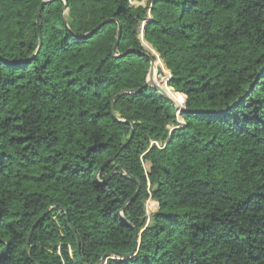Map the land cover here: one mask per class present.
I'll use <instances>...</instances> for the list:
<instances>
[{"label":"trees","instance_id":"obj_1","mask_svg":"<svg viewBox=\"0 0 264 264\" xmlns=\"http://www.w3.org/2000/svg\"><path fill=\"white\" fill-rule=\"evenodd\" d=\"M43 1L0 0V264H264V0L52 1L39 48Z\"/></svg>","mask_w":264,"mask_h":264},{"label":"water","instance_id":"obj_2","mask_svg":"<svg viewBox=\"0 0 264 264\" xmlns=\"http://www.w3.org/2000/svg\"><path fill=\"white\" fill-rule=\"evenodd\" d=\"M52 1H57V0H45V1H43L42 2V4H41V6H40V8L38 9V11H37V21H36V23H37V28H38V33H39V37H40V45H39V48L41 47V36H40V19H41V8L44 6V5H46L47 3H50V2H52ZM64 1V3H65V8H64V13H66V11L68 10V2L66 1V0H63ZM111 22V20H106V21H104V22H102L93 32H92V34H95L97 31H99L102 27H104L106 24H108V23H110ZM120 36H121V28L119 27V29H118V39H117V43H116V46H115V49H114V52H116L117 51V46H118V43H119V39H120ZM145 47V46H144ZM152 54L153 55H155L157 58H158V60H160L161 58L157 55V54H155V53H153L152 52ZM157 67H158V65H157V63L156 62H154V61H152L151 62V68H150V72H149V75H148V77H147V82H146V87H149V88H152V89H154V90H156V91H158L160 94H162L163 96H165L166 98H168V99H170L167 95H166V93H165V91L160 87V85L156 82V80H155V72H156V70H158L157 69ZM171 77H172V75L170 76V79H171ZM169 79V80H170ZM121 95V94H120ZM119 95V96H120ZM118 96V97H119ZM171 100V99H170ZM176 106V105H175ZM177 107V106H176ZM178 108V107H177ZM184 110V108H179V111H183ZM113 175V174H112ZM111 175V176H112ZM110 176V177H111ZM125 176L127 177V178H129L130 180H132V181H134L135 183H137L136 181H135V179L130 175V173H128L126 170H125ZM99 181V180H98ZM100 182V181H99ZM138 184V183H137ZM140 190H141V188H140V185L138 184V190H137V193L133 196V198L128 202V204L132 201V200H134L136 197H137V195L139 194V192H140ZM123 219H124V217H123ZM40 220H38V222H39ZM38 222L35 224V226L38 224ZM128 224V223H127ZM129 226H131L130 224H128ZM34 226V227H35ZM132 227V226H131ZM133 228V227H132ZM134 229V228H133ZM32 233V232H31ZM31 233H30V235H29V237H31ZM77 241H78V239H77ZM137 244L139 245L140 244V240H139V233H136V237H135V239H134V243H133V251H132V253L131 254H128V255H118V254H116V253H113V252H109V253H106L104 256H103V258L101 259V261H100V263L99 264H107V261L108 260H110V259H115V258H117V257H121V258H123V259H125V258H129V257H132V256H135L136 254H137V252H138V248L139 247H137Z\"/></svg>","mask_w":264,"mask_h":264},{"label":"rangeland","instance_id":"obj_3","mask_svg":"<svg viewBox=\"0 0 264 264\" xmlns=\"http://www.w3.org/2000/svg\"><path fill=\"white\" fill-rule=\"evenodd\" d=\"M149 1L150 0H144V2H142L140 4H136V3H133V4L134 5H137V6H141V5L144 6ZM144 28H145V24L141 27V30H140V38H141L142 42H143V39H144ZM160 62H162V64L165 66V64H164V62H163L162 59H160ZM158 67L161 69V71L159 72L158 70H156V72H155V80H156L157 83L165 82V80H167L169 74L166 73L164 71V69L162 67H160L159 65H158ZM158 67H157V69H159ZM179 121L181 123H183V120L182 119H179Z\"/></svg>","mask_w":264,"mask_h":264},{"label":"built area","instance_id":"obj_4","mask_svg":"<svg viewBox=\"0 0 264 264\" xmlns=\"http://www.w3.org/2000/svg\"><path fill=\"white\" fill-rule=\"evenodd\" d=\"M158 209L159 204L150 198L146 203V216L148 221L150 220L151 216L158 211Z\"/></svg>","mask_w":264,"mask_h":264}]
</instances>
